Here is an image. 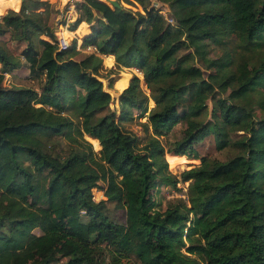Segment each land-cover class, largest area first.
Listing matches in <instances>:
<instances>
[{
    "label": "trees",
    "instance_id": "obj_1",
    "mask_svg": "<svg viewBox=\"0 0 264 264\" xmlns=\"http://www.w3.org/2000/svg\"><path fill=\"white\" fill-rule=\"evenodd\" d=\"M117 1L74 0L69 30L90 24L93 47L78 59L53 4L0 0V264H264V0H157L173 23L152 0ZM105 55L148 90L133 75L118 117ZM23 64L39 90L4 85ZM133 109L143 143L124 127ZM209 136L226 159L198 156ZM186 182V198L153 206V190Z\"/></svg>",
    "mask_w": 264,
    "mask_h": 264
},
{
    "label": "rangeland",
    "instance_id": "obj_2",
    "mask_svg": "<svg viewBox=\"0 0 264 264\" xmlns=\"http://www.w3.org/2000/svg\"><path fill=\"white\" fill-rule=\"evenodd\" d=\"M101 1H104V0H101ZM155 3L158 4V7H161V11H163L165 15L169 16V10H168L167 5H162L157 0H152V4L155 5ZM122 4L125 7L132 9L133 11L141 10V8L137 4L135 5V7L132 5H127L123 2ZM68 11H69V7L64 6L62 11L59 10V13L55 15V27H56V32H57L56 35L57 36L60 35V37L64 41V44L67 45V47H69L72 45L73 40L76 39L73 36V34L76 33V36L78 37V40H79L77 42V45H80L82 42V37L85 36V34L82 35V32L80 33V30H77L75 32H71V31L68 32L69 25H71L72 21H74L70 19L73 16L69 18L70 14H68ZM59 24H64V25H59ZM88 28L89 27H87V29ZM79 52H80L79 55L76 56V58L78 59L83 57L85 54H87L90 51H88L86 48L84 49L81 48ZM110 62H111L110 59L103 60L105 71L102 73L103 78H101V80H102L104 88L111 94V97H112L110 108L112 111L116 112V116L118 117L120 113L119 94L120 92H122V90H124L127 87L133 75H136L138 77L139 75L133 68L132 69H118L115 67L114 61L112 62V64ZM110 70H112V73L110 74L107 73ZM123 73L129 77L125 83V86L119 85V82H118V78ZM140 80H141L140 82L141 88L146 93H148V90L143 82L142 75H140ZM40 84H41V78L35 79V78L30 77L28 69L25 64H23L18 70H15L10 74H6L4 78V85L6 86H24V87H32V88H35L36 90H39ZM109 84H110V88L108 87ZM152 105L153 103L152 101H150L149 107ZM208 105L210 108V102H208ZM132 112H133V119L125 122L124 127L132 131L135 135H137L139 137L140 142L143 143L147 137V133L144 131V128L140 123L145 122L146 118L145 117L140 118L138 116L139 111L136 109H133ZM184 128H185V123L180 122L167 134L166 137L162 138V141L171 142L175 139L180 138L183 135L182 132ZM86 139L92 143L94 151H98L100 149V147H97L94 145V140L98 141L97 139L92 138L91 136H86ZM194 149L199 157L210 156V157L218 158L220 160L226 159L228 157V154H230V151L228 150L217 151L214 146V140L211 136L195 144ZM198 163H199L198 160L189 161L187 163L180 164L176 166L175 168L171 167L169 169L171 170L173 174L179 176V174L183 170L189 169L193 167L194 165H197ZM168 167H170L169 164H168ZM187 185L188 183L186 182V183L178 184L179 189H171L169 187H160L159 189L153 190L152 195H151V202L153 203V206L157 205L159 206L160 209H164L169 201H172L179 197L186 198ZM93 195H94V200L96 201L103 199L101 191L94 189ZM108 214L112 220L118 223H123V215H122L121 210L114 209L112 205H108ZM36 231L39 233L38 230ZM122 264H140V263L136 259L132 258L130 260H124Z\"/></svg>",
    "mask_w": 264,
    "mask_h": 264
},
{
    "label": "crops",
    "instance_id": "obj_3",
    "mask_svg": "<svg viewBox=\"0 0 264 264\" xmlns=\"http://www.w3.org/2000/svg\"><path fill=\"white\" fill-rule=\"evenodd\" d=\"M46 1H49L51 4H55V8L58 10H60V11H62V9H63V7L64 6H68L69 7V11H68V14H70L69 15V18L71 17V16H73L72 18H70L71 20H75V18H76V12H75V10H74V4H73V2H74V0H46ZM22 3L23 2H21V1H19V4H18V7L17 8H10V9H13V10H16V11H18L19 9H20V7H21V5H22ZM5 12V10H3V9H1L0 8V15L1 14H3ZM69 19V20H70ZM73 22V21H72ZM87 27H89L88 29H87ZM90 27H91V25L90 24H88V23H86V22H81L79 25H78V27L75 29V30H73V31H76V30H83L84 31V33H85V36L86 35H88V34H90V32H91V30H90ZM70 30H68V32H69ZM72 32V31H71ZM78 35V34H77ZM73 36L77 39V42L79 41L78 40V37L76 36V33L75 34H73ZM85 36H83L82 37V40H83V38L85 37ZM81 44H82V42H81ZM80 44V45H81ZM103 59H113L114 60V57L113 56H110V55H108V56H103ZM115 63V62H114Z\"/></svg>",
    "mask_w": 264,
    "mask_h": 264
},
{
    "label": "built area",
    "instance_id": "obj_4",
    "mask_svg": "<svg viewBox=\"0 0 264 264\" xmlns=\"http://www.w3.org/2000/svg\"><path fill=\"white\" fill-rule=\"evenodd\" d=\"M155 6H158V4L155 3ZM161 12L165 15V13H164L163 11H161ZM165 18H166V20H167L169 23H173V19H172L170 16L165 15ZM59 25H64V24H59ZM56 33H57V32H56ZM57 38H58V40H59V46H60V48H62V49L66 48L67 45L64 44V41H63V39L60 37V35H58ZM77 49L80 50V49H81V46H80V45H77ZM86 49H87L88 51H92V50H93V47H91V46H87ZM133 69L137 72V74L139 75V78H140L141 72H140L137 68H133Z\"/></svg>",
    "mask_w": 264,
    "mask_h": 264
},
{
    "label": "water",
    "instance_id": "obj_5",
    "mask_svg": "<svg viewBox=\"0 0 264 264\" xmlns=\"http://www.w3.org/2000/svg\"><path fill=\"white\" fill-rule=\"evenodd\" d=\"M24 0H21L23 2ZM108 4H110L113 7H120V4L117 0H107Z\"/></svg>",
    "mask_w": 264,
    "mask_h": 264
},
{
    "label": "bare ground",
    "instance_id": "obj_6",
    "mask_svg": "<svg viewBox=\"0 0 264 264\" xmlns=\"http://www.w3.org/2000/svg\"><path fill=\"white\" fill-rule=\"evenodd\" d=\"M104 2H107V0H104ZM108 3V2H107Z\"/></svg>",
    "mask_w": 264,
    "mask_h": 264
}]
</instances>
